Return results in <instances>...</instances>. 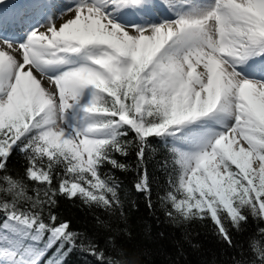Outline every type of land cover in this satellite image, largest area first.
<instances>
[{
	"label": "snow or ice",
	"instance_id": "obj_1",
	"mask_svg": "<svg viewBox=\"0 0 264 264\" xmlns=\"http://www.w3.org/2000/svg\"><path fill=\"white\" fill-rule=\"evenodd\" d=\"M156 144L170 221H210L230 248L264 224V0H0V264H137L106 169L135 149L151 207ZM60 196L107 214L103 247L53 213ZM256 234L232 264H264Z\"/></svg>",
	"mask_w": 264,
	"mask_h": 264
},
{
	"label": "trees",
	"instance_id": "obj_2",
	"mask_svg": "<svg viewBox=\"0 0 264 264\" xmlns=\"http://www.w3.org/2000/svg\"><path fill=\"white\" fill-rule=\"evenodd\" d=\"M154 147L155 151L150 153L146 161L153 181L151 207L148 206L147 197L134 188L139 171L135 149L127 157L117 155V159L128 166L126 171L112 169L110 166L106 169L121 185L128 225L126 232H114L113 238L134 246L133 258L137 264H232L241 246L246 247L248 239L264 224L250 219L244 232L236 233L233 230L237 247L230 248L216 235L210 221L186 225L170 221L160 200L168 189V173L161 167L168 153L159 144ZM25 165L23 156L16 154L10 167L14 174L22 176ZM52 211L61 221H70L74 230L87 234L102 247L108 242V230L101 228L96 219L99 217L101 220H109L102 211L89 209L80 200H70L63 196L57 198V205ZM256 239L264 237L256 234ZM51 255L50 252L49 256ZM92 261L91 255L79 250H74L66 258V264H92Z\"/></svg>",
	"mask_w": 264,
	"mask_h": 264
},
{
	"label": "rangeland",
	"instance_id": "obj_3",
	"mask_svg": "<svg viewBox=\"0 0 264 264\" xmlns=\"http://www.w3.org/2000/svg\"><path fill=\"white\" fill-rule=\"evenodd\" d=\"M165 2H166V0H165ZM162 13H164V15H168V13L167 12H165V10L162 8L161 10H160Z\"/></svg>",
	"mask_w": 264,
	"mask_h": 264
}]
</instances>
